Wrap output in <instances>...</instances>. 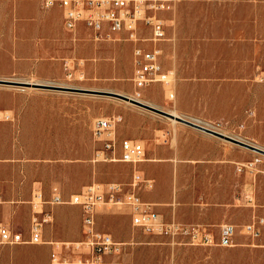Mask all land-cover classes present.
<instances>
[{"label": "rangeland", "instance_id": "rangeland-1", "mask_svg": "<svg viewBox=\"0 0 264 264\" xmlns=\"http://www.w3.org/2000/svg\"><path fill=\"white\" fill-rule=\"evenodd\" d=\"M5 1L0 0V25L6 23L12 9ZM14 1L24 4L25 46L40 35V29L30 25L32 18L52 22L61 18L60 10H43L38 0ZM173 1V11L165 15L168 33L162 44V67L173 72V84L170 88L151 85L142 100L264 149V115L262 120L256 119L257 103L264 105V0ZM4 34L0 33V81L8 83L0 84V109L12 111L16 120L0 124V191L20 189L18 195L24 198L29 196L28 189L41 190L46 202L58 192L69 200L94 184L126 185L136 170L155 180L156 187L158 179L148 167L159 158L176 154L198 158L173 161L169 163L172 168L159 169L156 174L162 180L169 175L171 189H193L194 202L207 204L209 219L237 226L238 246L190 245L186 239L146 235L132 227L127 210L110 206L98 209L97 229L114 237V227L125 237L123 241L134 242L127 248L126 264H264V232L254 242L242 233L243 226L264 218L263 155L119 98L95 93L133 96L134 44L123 38L97 39L84 29L71 33V58L74 63L85 62V80H69L67 73H62L55 81H44L9 72L11 58ZM30 83L91 92H66ZM112 116L123 119L117 128L120 140L144 146L143 163L135 166L97 158L102 144L93 140V125L97 119ZM198 154H215L216 160L207 162ZM256 157L261 164L239 170ZM11 193L3 196L12 199ZM21 198H13L9 205L19 211L26 208V214L17 212L5 219L28 236L24 224L31 217V205ZM43 209L50 212L51 206ZM70 216L74 221L78 217L77 213ZM216 225L211 226V232L217 241ZM48 227L51 229V223L45 225Z\"/></svg>", "mask_w": 264, "mask_h": 264}, {"label": "built area", "instance_id": "built-area-1", "mask_svg": "<svg viewBox=\"0 0 264 264\" xmlns=\"http://www.w3.org/2000/svg\"><path fill=\"white\" fill-rule=\"evenodd\" d=\"M41 9L59 8L62 11L63 26L69 33L79 28L93 34L97 39L117 41L124 39L134 44L133 83L135 92L130 99L142 101L144 91L153 84L170 88L173 72L162 67V44L167 41V24L164 15L174 8L173 0H40ZM67 78L83 81L86 78L85 62L80 60L65 62ZM128 97V96H127ZM175 95L170 94V100ZM142 103V102H141ZM16 120L15 114L0 109V124ZM120 116L97 119L93 125L92 137L101 143L97 158L103 161L137 165L146 160L144 146L128 139L120 140L117 128L122 123ZM261 164L259 157L242 165L239 170L252 169ZM154 189V181L135 171L130 183H110L92 185L69 200L55 193L48 202L43 200L40 190L30 202L32 215L28 236L15 231L0 222V246L49 245L50 264H126L127 248L134 245L115 241L112 235L100 232L96 227L97 211L101 207L126 208L131 215L132 227L146 235H156L172 239H186L190 245L238 246V227L223 224L217 241L214 236L200 226H187L178 222H166L155 210V206L145 202L140 193ZM44 205H71L81 209L83 239L78 242L44 240L45 225L52 222L51 212ZM264 232V218L257 217L242 228V233L251 241L261 239ZM107 258H111L107 261Z\"/></svg>", "mask_w": 264, "mask_h": 264}, {"label": "crops", "instance_id": "crops-1", "mask_svg": "<svg viewBox=\"0 0 264 264\" xmlns=\"http://www.w3.org/2000/svg\"><path fill=\"white\" fill-rule=\"evenodd\" d=\"M38 1L41 8L40 0ZM5 2L6 5L12 7V9H10V13L8 14L9 16L7 17L8 19L5 20L6 23H1L0 25L6 26L7 30H2V28H0V33L2 34L4 31L6 32V35L4 34L3 36L7 37L6 50L8 51V57L11 58L9 65L11 70H9V72L12 75L35 76L39 80L44 81H55L59 79L62 73H66L65 62L73 61L71 58L70 43V37L72 35L64 29L62 11L57 8L61 12V18L53 22L32 18L31 22L33 23L30 25H32L33 28L37 27L40 29V35L37 36L39 37L38 39L31 40L30 44L25 46L26 43L22 35L23 26L26 24L25 22H27L22 18L25 14L23 11L24 4L14 0H6ZM80 29L84 28H79V30ZM76 33L73 35H76ZM25 49H27V51H25ZM257 70H260V67L257 66ZM263 115L264 105L262 102H259L256 105V119L262 120ZM197 121L201 122L200 120ZM196 156L203 157L204 159L202 160L207 162L216 160L215 154H198ZM158 160H156L158 163L150 165V168L148 167V171L154 174L152 175L158 179V183L155 187V180H153L155 189H152L151 191H142L140 193L141 198L145 202L153 204L156 212H158L166 222L175 221L187 226H200L212 235L211 226H215V223H217L216 226L219 227L220 232V221L216 219H209V208L207 207V204L204 202H194L192 197L193 189H171V180L169 175L167 176L168 179L162 180V177L159 174H156L159 169L165 168L168 170L169 168H172L173 165L169 163L173 161L191 162L198 161L199 159H186L184 156L176 154L174 158L172 155H169L159 158ZM163 162H165V164ZM19 190L20 189H1L0 191V205H3L0 206V222L15 231H18L15 229V224L9 223L5 217L17 214V212L20 214H26V208L19 211L18 207H12L9 205L14 203V199L21 198L20 195H18ZM6 192H12L11 194H14V199L5 198L3 194ZM35 192L36 191L33 189H28L29 196L21 199H24V203L30 204ZM2 209L3 213L1 214ZM116 209L120 210L118 208ZM124 209L127 210L126 208ZM50 210L52 214L51 229H49V227L44 229L43 235L46 242H78L83 239L82 212L79 207L71 205H57L51 207ZM127 212L131 220L130 212L128 210ZM72 213L75 215L77 213L78 217L75 219L76 221H74V219L70 216ZM30 219L25 221V231H29ZM73 226L76 227L74 230L72 229ZM112 232L116 236L113 237L112 235L115 241L127 243L123 241L125 237L119 234V231H117L114 227H112ZM50 253L51 247L47 244L0 246V264H50ZM110 260L111 258H107V261Z\"/></svg>", "mask_w": 264, "mask_h": 264}, {"label": "water", "instance_id": "water-1", "mask_svg": "<svg viewBox=\"0 0 264 264\" xmlns=\"http://www.w3.org/2000/svg\"><path fill=\"white\" fill-rule=\"evenodd\" d=\"M8 82H5V81H0V84H7ZM36 86H39V87H43V88H54V89H58V90H61V91H70V92H91V91H87V90H83V89H73V88H67V87H49V86H46V85H36ZM97 94H103V95H108V96H113V97H116V98H119L125 102H129L130 104L134 105V106H137L139 108H143V109H146V110H149L151 112H154L158 115H161L163 117H166V118H169L171 120H176L177 122H180L182 124H185L191 128H194L196 130H199L203 133H206V134H209L211 136H214V137H217V138H220V139H223L225 141H228L230 143H233L235 145H238V146H241L245 149H248L250 151H253L255 153H258L260 155H263L264 156V149L258 147V146H255L253 144H250V143H247V142H243V141H240V140H237L233 137H230V136H225L219 132H216L214 130H211L209 128H206L204 126H201L197 123H194V122H190V121H187L183 118H179V117H175L169 113H166V112H163L157 108H154V107H151V106H148L144 103H141V102H137L133 99H130L129 97L127 96H123V95H120V94H115V93H107V92H95Z\"/></svg>", "mask_w": 264, "mask_h": 264}, {"label": "bare ground", "instance_id": "bare-ground-1", "mask_svg": "<svg viewBox=\"0 0 264 264\" xmlns=\"http://www.w3.org/2000/svg\"><path fill=\"white\" fill-rule=\"evenodd\" d=\"M30 85H37V84H31L30 83ZM129 98H131L132 96H128ZM142 103H144V104H146V105H148V106H151L149 103H147V102H145V101H141ZM128 104H130L129 102H127ZM151 107H153V106H151ZM155 108V107H154ZM171 115H173V116H175V117H179V118H181V116L176 112V111H172L171 113H170ZM173 122H176V120H172ZM196 123H199V121H197V120H194ZM212 130V129H211ZM224 135V134H223ZM226 136V135H225ZM238 140V139H237ZM241 141V140H240ZM244 142V141H243Z\"/></svg>", "mask_w": 264, "mask_h": 264}]
</instances>
